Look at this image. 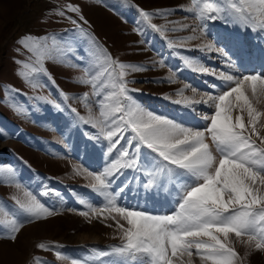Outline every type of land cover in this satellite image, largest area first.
<instances>
[{"label": "rangeland", "instance_id": "374dc122", "mask_svg": "<svg viewBox=\"0 0 264 264\" xmlns=\"http://www.w3.org/2000/svg\"><path fill=\"white\" fill-rule=\"evenodd\" d=\"M70 4L81 9L79 15L86 24L79 20L77 13L67 10ZM191 7V0H0V167L14 169L15 179L20 184L17 188L7 183V174L0 181V223L13 218L5 216L4 212L14 206V198L25 201L28 192L36 195L46 207L57 210L54 216L26 223L15 241L0 238V264H37V260L40 264H72L73 260L77 264H108L115 258L99 257L98 253L121 243L115 221L103 216L93 218L89 211V206L103 203L91 189L93 180L89 176V172L99 174L105 166L107 157L103 145L89 139L96 129L79 123L70 111L76 109L86 119L90 111L99 113L95 103L98 97L92 95L91 87L77 82L88 63L85 53L90 51V37L74 34L72 30L76 26L57 12L64 10L67 16L77 19L115 59L144 66L146 70L131 72L126 77L131 81L129 87L136 89L131 95L139 105L186 127L203 130L214 112L211 102L186 106L187 101L206 99L205 93L215 95L227 90L224 82L217 78L220 72L248 73L240 67L255 57H264V31L242 29L217 20L208 23L207 32L200 39L187 40L193 33L190 27L182 29V25L199 23L187 10ZM141 9L150 13L168 12L166 18L153 17L152 23L162 31L165 28L177 30L163 31V35L154 31L144 22ZM26 35L55 36L59 41H67L75 35L77 51L71 54L70 60L45 62L55 84L38 76V86L33 87L19 74L21 65L17 61L35 59L20 43ZM213 37H219L229 51L234 62L232 67L226 66L224 58L216 53L189 51L208 41L216 43ZM181 38L185 39L181 41ZM82 56H85L83 62ZM183 57L195 58L217 75L193 71L186 66ZM71 64L79 67H71ZM169 77L174 82H169ZM84 92L90 94L88 107L77 99ZM65 95L69 99L65 100ZM37 97H47L53 103ZM253 102L264 112V98ZM54 103L60 104L62 110H57ZM14 105L23 109V113H18ZM245 119L247 122L246 116ZM261 120L264 121V117ZM260 131L264 135V129ZM206 135L207 142L212 144L210 135ZM135 175L125 172L116 180L113 191ZM130 187L138 189L139 185L134 183ZM173 190L174 186L168 185L167 191L162 189L159 194L140 196L126 190L120 203L152 214H173L178 210V197L170 195ZM82 211H89V216L80 215ZM116 219L127 227L120 217ZM40 243L59 247L43 250L38 247ZM234 246L244 264H264V253L249 254L239 242ZM192 261L201 264L195 250Z\"/></svg>", "mask_w": 264, "mask_h": 264}, {"label": "snow or ice", "instance_id": "6c2138e0", "mask_svg": "<svg viewBox=\"0 0 264 264\" xmlns=\"http://www.w3.org/2000/svg\"><path fill=\"white\" fill-rule=\"evenodd\" d=\"M191 3L192 7L187 10L199 23L182 25V29L190 27L193 33L187 40L200 39L206 34L208 23L217 20L239 25L242 29L264 31V0H191ZM67 10L78 15L81 12L78 6L71 4ZM57 15L76 26L72 30L74 34L90 37V51L85 53L88 63L77 82L91 87L92 95L98 97L95 103L99 113L90 111L86 119L76 109L70 111L79 123L96 129L89 139L102 144L107 157L99 174L89 172L93 180L90 187L103 200L99 206H89V211L93 218L103 216L115 221L121 240L120 245L99 252L98 256L114 257L108 264H193L195 250L201 264H244L234 246L236 242L245 246L249 254L253 251L264 253V135L260 131L264 129L261 120L264 112L253 102L264 98V73L220 72L217 78L224 82L227 90L215 95L205 93L206 99L187 101L186 106L211 102L214 109L205 129H193L154 114L134 100L131 93L136 89L129 87L131 81L126 77L131 72L146 70L143 65L125 64L113 58L77 19L67 16L64 10H59ZM140 15L148 27L161 35L163 31L177 30L165 28L162 31L152 23L155 16L166 18L169 15L166 11L150 13L141 9ZM79 20L87 23L82 15ZM213 40L216 43L208 41L189 51L216 53L224 58L226 66L232 67L234 62L220 38L213 37ZM74 41L75 35L67 41H59L55 36L26 35L20 43L35 59L17 61L21 65L19 74L33 87L38 86V76L55 84L45 62L70 60L71 54L77 51ZM85 56L80 57L81 62ZM183 59L193 71L217 75L195 58ZM70 66L79 67L78 64ZM169 82H174L171 77ZM37 98L53 103L47 97ZM64 99L69 97L65 95ZM77 99L88 107L90 94L84 92ZM53 106L62 110L58 103ZM13 107L20 114L24 111ZM206 133L212 144L207 142ZM129 171L136 175L113 191L116 180ZM5 174L7 183L20 187L14 169L0 167V181ZM134 183L139 185L138 189L130 187ZM168 185L174 186L170 195L178 197V210L173 214H152L120 203L126 190L138 196L152 195L159 194L162 189L167 191ZM26 196L25 201L14 198V206L4 212L5 216L13 218L0 223V238L15 241L26 223L57 214L56 209L46 207L36 195L28 192ZM89 211H82L80 215L88 217ZM117 216L127 227L116 219ZM38 247L52 250L59 246L40 243ZM72 264L77 261L73 260Z\"/></svg>", "mask_w": 264, "mask_h": 264}, {"label": "bare ground", "instance_id": "6f19581e", "mask_svg": "<svg viewBox=\"0 0 264 264\" xmlns=\"http://www.w3.org/2000/svg\"><path fill=\"white\" fill-rule=\"evenodd\" d=\"M258 59H260V57L257 58L256 60H258ZM253 61H254V60H253ZM253 61H252V63H253ZM247 62H248V61H247ZM245 63H246V62H245ZM256 65H258L259 68H262L264 64H263L261 61H259V62H256Z\"/></svg>", "mask_w": 264, "mask_h": 264}]
</instances>
